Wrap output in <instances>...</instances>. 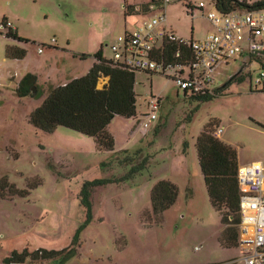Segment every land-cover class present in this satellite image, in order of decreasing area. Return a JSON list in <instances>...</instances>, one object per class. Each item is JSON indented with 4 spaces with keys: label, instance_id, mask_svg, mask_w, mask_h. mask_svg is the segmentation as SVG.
<instances>
[{
    "label": "rangeland",
    "instance_id": "1",
    "mask_svg": "<svg viewBox=\"0 0 264 264\" xmlns=\"http://www.w3.org/2000/svg\"><path fill=\"white\" fill-rule=\"evenodd\" d=\"M150 2L0 0V178L27 191L0 199V264L25 248L70 252L46 260L28 256L22 264L240 263L242 249L219 242L224 226L210 202L195 142L208 123L212 135L236 149L240 163L264 167V91L250 82L258 64L239 55L219 63L211 96L202 101L178 88L171 78L175 68L134 70L137 114L110 121L112 150L65 126L43 131L30 122L54 86L86 74L98 51L112 59L111 45L137 23L165 14L164 25L184 39L213 30L211 7L190 12L184 0H167L164 8H143ZM3 18L26 41L6 37ZM12 42L26 49L23 59L5 57ZM27 73L35 76L34 89L21 96L18 86ZM232 75L244 79L229 83ZM106 82L100 77L97 87ZM155 98L156 118L144 129ZM219 127L223 131L215 135ZM161 179L177 187V196L161 218L147 221L150 190Z\"/></svg>",
    "mask_w": 264,
    "mask_h": 264
},
{
    "label": "trees",
    "instance_id": "2",
    "mask_svg": "<svg viewBox=\"0 0 264 264\" xmlns=\"http://www.w3.org/2000/svg\"><path fill=\"white\" fill-rule=\"evenodd\" d=\"M211 1L216 3L220 11L264 6V0H256L251 5L240 0ZM143 8L148 10L147 7ZM5 21H7L6 18H3L1 26ZM5 35L18 42L26 41L16 32ZM177 47L173 42H163L157 54L158 59L173 65L180 63L181 59L175 57ZM5 56L8 59H23L26 56V49L17 44H10L5 48ZM246 57L252 61H260L259 56ZM95 60L86 74L53 87L42 104L31 112L30 122L43 131H52L59 125L65 126L94 138L101 148L112 150L114 139L107 131L110 121L116 115L134 118L137 114L134 91L135 72L134 69L115 64L112 59L103 58L101 51L95 54ZM102 76L107 77V82L98 88L97 82ZM243 79L242 75H232L229 83L234 80L243 81ZM34 81L35 76L31 73L22 77L18 86L21 96L30 93ZM184 92L185 96L197 101L206 100L211 96V93L191 95ZM195 146L210 202L220 213L221 224L224 226L219 233V242L225 248L239 247L240 218L237 184L239 162L236 149L212 135L208 123L196 137ZM14 193L22 195L27 194V191L17 189L5 176L0 178V199L10 198ZM176 196L177 187L172 182L165 179L159 180L150 190L151 210L144 212V216L147 215L145 219L150 221L152 217L161 218L164 210L173 204ZM63 252L67 255L70 251L65 248L61 250L38 248L33 252H29L27 248L21 252L14 250L4 259L3 264H22L28 256L32 260H46L55 258ZM224 264H238V261Z\"/></svg>",
    "mask_w": 264,
    "mask_h": 264
},
{
    "label": "built area",
    "instance_id": "3",
    "mask_svg": "<svg viewBox=\"0 0 264 264\" xmlns=\"http://www.w3.org/2000/svg\"><path fill=\"white\" fill-rule=\"evenodd\" d=\"M167 0H151L147 6L164 8ZM189 11L211 7L207 18L212 25V32L199 39H184L167 29L163 22L165 14L137 23L132 30L119 35L111 45L112 60L115 64L134 70L156 72L175 68L172 75L178 88L191 95L210 93L213 81L212 71L221 62H228L235 55L259 56L258 73L250 82L253 90L264 91V6L247 9L220 11L211 0H184ZM252 4L253 0H240ZM256 1V0H255ZM6 33L16 32L9 21L1 26ZM163 42H173L178 64L164 63L157 54ZM188 50V52H187ZM39 52L42 49H38ZM159 100L149 103L150 114L142 124L147 127L156 118L154 113ZM222 132L217 128L215 135ZM239 190V237L242 249L239 259L241 264H264V167L260 162L239 165L237 171ZM199 249V247H195ZM14 264V263H9Z\"/></svg>",
    "mask_w": 264,
    "mask_h": 264
},
{
    "label": "crops",
    "instance_id": "4",
    "mask_svg": "<svg viewBox=\"0 0 264 264\" xmlns=\"http://www.w3.org/2000/svg\"><path fill=\"white\" fill-rule=\"evenodd\" d=\"M136 8H137V7H135V9H136ZM147 8L150 9L148 6H147ZM166 28L169 29V30H171V31L175 34V31H174L172 28H170V27H166ZM125 32H127V31H125ZM125 32H124V33H125ZM17 34H18V33H17ZM175 35H176V34H175ZM202 37H204V36H202ZM202 37H200V38H202ZM189 38L194 39L193 36H191V37H189ZM16 41H17V40H16ZM17 42H18V41H17ZM10 44H16V43H13V42H12V43H10ZM10 44H7V45H10ZM7 45H6V46H7ZM5 48H6V47H5ZM41 52H42V51H41ZM4 54H5V53H4ZM5 57H6V56H5ZM7 59H8V58H7ZM9 60H19V59H9ZM248 60H249V59H248ZM95 61H96V60H94L93 63H94ZM249 62H255L256 64H259L258 62H256V61H252V60H249ZM93 63H92V64H93ZM92 64H91V65H92ZM91 65H90V67H91ZM90 67H89V68H90ZM27 74H28V73H27ZM32 75H33V74H32ZM77 77H78V76H77ZM73 78H74V77H73ZM250 78H251V76H250ZM70 79H72V78H70ZM66 82H67V81H66ZM66 82H62V83H60V84H64V83H66ZM60 84H57V85H60ZM57 85H56V86H57ZM33 87H34V86H33ZM33 87H31V89H34ZM54 87H55V86H54ZM187 94H188V93H187ZM142 127H143V126H142ZM143 128H144V127H143ZM144 129H145V128H144ZM238 162H239V160H238ZM241 164H242V163L239 162V165H241Z\"/></svg>",
    "mask_w": 264,
    "mask_h": 264
},
{
    "label": "water",
    "instance_id": "5",
    "mask_svg": "<svg viewBox=\"0 0 264 264\" xmlns=\"http://www.w3.org/2000/svg\"><path fill=\"white\" fill-rule=\"evenodd\" d=\"M33 90V89H32Z\"/></svg>",
    "mask_w": 264,
    "mask_h": 264
}]
</instances>
